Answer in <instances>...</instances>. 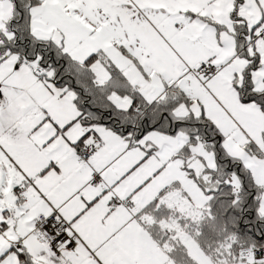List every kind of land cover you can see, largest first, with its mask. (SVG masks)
Returning <instances> with one entry per match:
<instances>
[{"label": "snow or ice", "instance_id": "snow-or-ice-1", "mask_svg": "<svg viewBox=\"0 0 264 264\" xmlns=\"http://www.w3.org/2000/svg\"><path fill=\"white\" fill-rule=\"evenodd\" d=\"M0 264H264V0H0Z\"/></svg>", "mask_w": 264, "mask_h": 264}]
</instances>
